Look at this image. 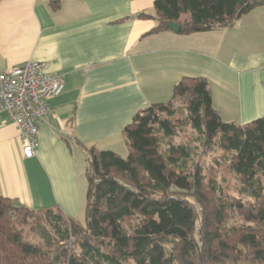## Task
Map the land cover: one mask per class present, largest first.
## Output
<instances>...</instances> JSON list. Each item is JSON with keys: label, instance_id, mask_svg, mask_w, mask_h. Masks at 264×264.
<instances>
[{"label": "trees", "instance_id": "16d2710c", "mask_svg": "<svg viewBox=\"0 0 264 264\" xmlns=\"http://www.w3.org/2000/svg\"><path fill=\"white\" fill-rule=\"evenodd\" d=\"M257 7L264 0H154L153 13L138 16L155 19L147 34L175 22L187 35L232 27ZM178 111L182 119L174 118ZM180 122L204 148L221 150L214 166H228L249 200L223 192L211 170L188 164L191 149L170 140ZM122 135L125 157L87 149L85 224L0 193V264H264V116L223 121L208 80L184 76L167 102L138 111ZM32 225L43 243L25 239Z\"/></svg>", "mask_w": 264, "mask_h": 264}, {"label": "crops", "instance_id": "0c3cea01", "mask_svg": "<svg viewBox=\"0 0 264 264\" xmlns=\"http://www.w3.org/2000/svg\"><path fill=\"white\" fill-rule=\"evenodd\" d=\"M51 1L0 0V72L37 61L64 81L37 122L30 158L0 111V193L16 205L84 224L87 149L121 151L123 128L138 111L167 102L184 76L208 80L223 121L264 116V7L232 27L147 34L156 21L138 14L153 13L154 0Z\"/></svg>", "mask_w": 264, "mask_h": 264}, {"label": "built area", "instance_id": "2783aa9c", "mask_svg": "<svg viewBox=\"0 0 264 264\" xmlns=\"http://www.w3.org/2000/svg\"><path fill=\"white\" fill-rule=\"evenodd\" d=\"M63 88V79L50 75L41 62L26 61L0 72V111L14 121L24 158L34 155L37 122L47 114V101Z\"/></svg>", "mask_w": 264, "mask_h": 264}, {"label": "rangeland", "instance_id": "374dc122", "mask_svg": "<svg viewBox=\"0 0 264 264\" xmlns=\"http://www.w3.org/2000/svg\"><path fill=\"white\" fill-rule=\"evenodd\" d=\"M176 106H179V109H182L184 107V104L182 102H178ZM174 118L182 119L179 111L174 115ZM170 140L175 144H183L186 147L190 148L191 159L189 160L188 164H198L205 171L211 170V173L214 174L215 177H213L215 178L217 183H220L223 192L227 193L230 196H240L244 201L249 200L248 197H245L244 195L239 193L238 188L240 187V184L237 182L236 178H234V175L230 172L228 166L221 162L219 165L214 166L215 161H222L220 158L222 154L221 150L216 145L211 144L210 147L204 148L202 143L199 141L197 133L188 124H183L182 122L178 124V126L176 127V133ZM166 141H168V139L163 140L161 144L162 148L166 147ZM120 148L121 151H118L117 154H119V156L121 157H125L127 154L125 144H123V146H121ZM41 214H43V212L34 215L39 216ZM81 220L85 224L84 216L81 218ZM31 221H33V219ZM24 237L26 240L31 242L43 243L42 239L39 237L38 230L35 225H32L31 228L27 227L25 229Z\"/></svg>", "mask_w": 264, "mask_h": 264}, {"label": "water", "instance_id": "95a60500", "mask_svg": "<svg viewBox=\"0 0 264 264\" xmlns=\"http://www.w3.org/2000/svg\"><path fill=\"white\" fill-rule=\"evenodd\" d=\"M168 27H169V29L170 30H172L173 32H179V28H180V26L177 24V23H175V22H170V23H168ZM88 215H89V213H88Z\"/></svg>", "mask_w": 264, "mask_h": 264}]
</instances>
